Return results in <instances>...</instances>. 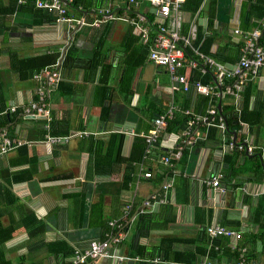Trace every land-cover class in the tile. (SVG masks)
I'll return each instance as SVG.
<instances>
[{
    "label": "crops",
    "instance_id": "crops-1",
    "mask_svg": "<svg viewBox=\"0 0 264 264\" xmlns=\"http://www.w3.org/2000/svg\"><path fill=\"white\" fill-rule=\"evenodd\" d=\"M28 1L20 5L17 0H0V125L23 143L0 160V264H71L72 257L62 258L65 245L61 243L74 249L92 240H104L109 220L123 216L128 204L134 206V219L143 202L152 193H159L161 183L167 179L172 186L162 197L165 201L147 211L159 214L165 205L172 204L176 222L141 238L142 255L136 245L132 246L138 240L134 239L135 228L131 225L123 231L120 242L113 245V257L88 264H152L154 259H160L161 264H228L229 256L223 254V248H212L210 243L198 262H176L156 255L159 249H192V242L184 240L197 236L200 225L195 219L199 208L212 211L211 224L240 233L242 238L257 236L259 255L249 261L264 264V177L258 180L240 174L224 182L223 174L218 186L208 185L206 180L212 175L220 170L223 173L227 153L223 145L203 144L208 128L202 129L204 137L185 150L174 166V175H167L163 182L140 177L127 181L126 163L111 161L117 138L123 137L120 156L128 160L135 139L148 133L154 118L148 117L147 107L158 113L167 112L171 104L186 109L181 101L185 93L173 91L166 70L148 58L155 30L148 50L138 25L122 18L139 16L147 27L164 23L171 31L194 40L198 34L211 33L212 15L217 33L212 51L228 50L232 59L238 55L233 32L243 29L241 14L250 1L206 0L201 13L191 15L182 9L164 21L154 15L146 1L130 14L127 0H82L84 12H74L72 8L70 16L97 22L92 26L56 22ZM102 10H109L116 18L105 19L99 15ZM54 62L59 64L61 76L49 99L50 120L27 116L24 110L37 96L38 82L33 76L51 68ZM244 89L240 108L245 96L253 113L250 119L258 122L254 129L249 126V143L256 146L264 164V68ZM198 96L202 95L192 96L188 109L203 114L211 104L199 109ZM227 103H232V98ZM217 104L221 111L222 104ZM12 107H16L14 112ZM78 131L91 135L74 137L61 145L43 142L47 134L66 136ZM165 133L179 132L168 131L167 127ZM159 148L147 154L142 164H133L138 175L142 168L151 171L153 177V172L161 177L160 170L168 169L160 163L166 148ZM96 149L101 154V167L106 169L101 173L91 161ZM186 183L187 189L183 187ZM160 214V218L165 217ZM10 229L13 232L6 236ZM170 238L183 241L170 244ZM239 241H228L230 252L238 249ZM213 251L220 253L219 258L211 259ZM244 254L247 256V250Z\"/></svg>",
    "mask_w": 264,
    "mask_h": 264
},
{
    "label": "built area",
    "instance_id": "built-area-1",
    "mask_svg": "<svg viewBox=\"0 0 264 264\" xmlns=\"http://www.w3.org/2000/svg\"><path fill=\"white\" fill-rule=\"evenodd\" d=\"M144 1L150 4L155 16L165 21L172 13L181 11L186 0H127L128 9L132 6L138 7ZM18 3L20 5L25 4L27 0H18ZM72 3L73 0H34V5L37 9L56 17L58 22H66L78 26L96 25L97 22L90 23L85 17L75 18L70 16ZM99 15L104 16L105 19L116 18L111 15L109 10L99 11ZM122 19L138 25L141 38L143 42L148 45L153 37L154 32L152 33V31L155 30L154 45L151 47L148 58L151 63L166 70L170 76L173 91L186 93L192 90L196 94L212 97L216 100V104L212 102L211 106L203 114L195 113L191 109H180L177 105L171 104L166 114L155 117L148 133L141 136L146 144L144 158L152 150L165 147L167 153L161 155L160 163L170 169L168 175L171 177L174 175V166L176 162L183 158L185 150L195 145L197 141L204 137L202 129L217 127L223 134L222 139L225 142L227 122L222 116L221 111H219L217 101L222 103L223 99L227 96L232 97V103L235 106L239 119L238 133L240 135H247L243 140V144L247 147V153H251L254 146L249 143V126L246 122L240 120L241 109L238 103L241 99L240 93L243 91L245 85L259 76L260 70L264 68V45L261 44L264 18L260 22V27L254 30H234V38L237 42L242 41L243 47L241 49L240 59L235 64L231 65L218 63L213 58L201 53L198 48L193 47V39L181 35L177 31H171L164 23L147 27L143 26L142 23L145 20L142 22V18L139 20V16L135 19L129 17ZM188 49H191L195 57L198 56L203 60V66L200 68V73L202 75H205L208 71L214 73V78L216 79L213 82L214 84L192 81V74L199 68V63L195 58L189 56ZM60 76L59 64H55L51 68L46 67L35 73L34 79L39 82L36 92L39 100L32 101V103L25 108L24 112L27 116H44L46 119L50 120L49 104L45 103L44 99L47 93L51 92L58 84ZM227 80L233 81L227 83ZM15 109L16 107H12V112H14ZM178 112L188 118L187 127L178 134L165 133L169 122L174 119L175 114ZM89 135H91V133L87 131L75 132L66 136L47 134L43 142L47 145H61L68 143L74 137L83 138ZM163 136L167 139H163ZM21 145H23L21 141L12 139L9 137L8 131L0 127V160ZM222 145L226 150L233 149L234 147V144L231 142L229 145H227L226 142ZM242 148L243 146L240 147V149ZM139 177L151 179L153 174L151 171H145L141 168ZM222 178L223 173L220 170L218 174L212 175L210 179L206 180V183L210 186H218L219 180ZM171 182L172 181L167 179L164 183H161V191L159 193H152V195L143 202L137 214L146 213L147 208H152L155 203L164 202L165 199L162 197H166L168 190H170L172 186ZM134 211L133 204H128L121 219L111 221L110 225L112 227L121 228V225H118V223L127 222L128 218H133L132 213ZM207 232L211 238L220 236H227L230 239L236 240L242 238L240 233L227 230L215 224L208 227ZM106 236H108V238L104 241L92 240L85 247H75L74 255L70 259L71 264H88L90 261H98L100 259L113 257L111 254L112 247L120 242L123 233L119 232L116 235L110 233L106 234ZM245 251L246 249L242 251L239 261L233 264H259L257 262L248 261L245 258ZM161 263L162 261L160 259H154L152 261V264Z\"/></svg>",
    "mask_w": 264,
    "mask_h": 264
},
{
    "label": "trees",
    "instance_id": "trees-1",
    "mask_svg": "<svg viewBox=\"0 0 264 264\" xmlns=\"http://www.w3.org/2000/svg\"><path fill=\"white\" fill-rule=\"evenodd\" d=\"M206 0H186L185 4L183 6V10L191 15H195L197 13H201L202 8H203V4L205 3ZM212 1V0H211ZM250 3L247 4L246 6L243 7L242 10V14H241V23H243V31H248V30H254L255 28L260 27V22L263 20L264 18V0H249ZM18 2V0H17ZM29 5L32 7H35L34 5V0H29L28 1ZM82 0H73V3L71 5V9L73 8L74 12H84L81 5H82ZM83 6V5H82ZM36 8V7H35ZM134 7H129V11L130 14H134L135 10L133 9ZM133 9V10H132ZM39 11H42L40 9H38ZM42 13L47 16L52 18V20L57 21L56 17L51 16L49 14H47V12L42 11ZM132 16V15H131ZM136 17V16H135ZM131 18V17H130ZM150 21H152V17H148ZM214 18H212V15L209 19V30L211 31L210 34H198L197 35V39L194 38L193 40V47H196L200 50L201 53L213 58L216 62L221 63V64H225V65H231V64H235L241 57V49L243 47V42L242 41H238L237 44H235V49L238 50V55L236 58H229L228 55V50L223 51L221 48L216 49L215 51H212V45L217 37V33L214 31ZM200 30V29H199ZM261 44L264 45V28H262V38H261ZM148 50V44H144ZM229 47V46H227ZM188 53L189 56L191 58H195L198 63H199V68L196 69L193 74H192V81H201L202 83H213L216 79L214 78V73L211 71H208L205 75H202L200 73V68L201 66H203V60H201L198 56L195 57V55L192 53L191 49H188ZM150 51H148V56H149ZM228 55V57H227ZM56 62L53 63V65H55ZM52 65V66H53ZM263 69V68H262ZM261 69V70H262ZM260 70V71H261ZM34 78V76H33ZM35 80V79H34ZM37 81V80H35ZM233 80H227V83H230ZM38 82V81H37ZM214 84V83H213ZM247 85V84H246ZM245 85V86H246ZM37 86H39V82L37 84ZM245 88V87H244ZM54 89L51 90L54 91ZM244 90L240 93V96L243 97L244 94ZM51 92L47 93L46 98L44 99L45 103L49 104V99L51 96ZM184 94V93H183ZM195 93L192 90H189L188 92H186L182 97V102L184 104V108L188 109L189 107H191L192 104V96ZM232 97L227 96L223 99L222 101V106H221V113L222 116L225 118L226 122H227V131H226V135H225V142L227 145L230 144V142L232 144H234L233 149H228L225 159H224V167H223V174H224V182H228L230 179H232L233 177H236L240 174L242 175H250L252 176V178H258V180L262 177H264V164H263V160H262V156L261 153L259 151H257L256 146H254L253 151L251 153H247L246 151V145L243 144V140L247 137V135H240L238 133L239 131V119H238V114L236 112L235 106L233 103H227L228 100H231ZM178 99V98H177ZM36 100H39V97L36 96ZM241 100V99H240ZM216 101L215 98L212 97H205V96H198V100H197V106L200 108H205L206 106H209L210 104H212V102ZM239 107L240 105V101L238 103ZM241 109V118L240 120H243L244 122L247 123L248 126L252 127V129H254V126H258V122L256 123L253 122L250 119V115H252L253 113L250 114L249 108H248V101L245 99H243L242 102V108ZM147 115L148 117L152 119L160 116V115H164L166 114V111L163 113L162 112H156L151 106H149V108L147 107ZM256 113V112H255ZM187 117L182 115V114H176L174 116V119L171 120L169 122L168 125V131H176V132H180L182 130L185 129L186 125H187ZM153 123V122H152ZM54 125V124H53ZM0 127H2L0 125ZM54 128V126H53ZM206 129V128H205ZM208 138L206 140L205 145H211L210 143H214L216 146H220L223 143H225L223 141V134L221 133V131L217 128V127H211L208 128ZM251 131V130H250ZM250 131H248V138L250 137ZM253 131V130H252ZM239 134V135H238ZM9 137H11L12 139H14L9 133H8ZM238 136H241L242 139ZM238 137V138H237ZM16 140V139H14ZM18 141V140H17ZM135 143L133 144V150L131 153V156L128 160H125L124 157L120 156V150L123 147V137L117 138V141L114 143L115 144V153L113 155V159L111 160L114 164V160L116 163L121 162V163H126L127 165V170H125V174L124 177L127 181H136V179H139V175L138 173H136L138 168H134L133 164L136 163L137 164H142L144 158V154H145V150H146V144H145V140L142 138H136ZM223 142V143H222ZM243 146L242 149H240V147ZM20 147V146H19ZM97 152L92 153L91 155V161L94 162V168L97 170L98 173L104 172L106 169H104V167H101V159L98 160V156L99 155V149H96ZM13 152V151H12ZM137 152V154H136ZM11 153V152H10ZM9 153V154H10ZM8 154V155H9ZM106 155H103V161L106 158ZM7 156V155H6ZM5 157V156H4ZM3 157V158H4ZM99 161H100V165H99ZM101 168V169H100ZM110 169V167L108 168ZM170 169H162L160 170V175L161 177L158 175L157 172H153L154 177L150 179V181H161L163 182L164 178L168 175ZM158 176V177H157ZM183 187H186L187 189V183L186 186L184 185ZM188 192V191H186ZM175 207L172 204H167L165 205L160 213H163V215H165V217L160 218L159 214L156 213H151V212H146V213H139L134 219L133 218H128L127 222H122V223H118V225H121V228H117V227H112L110 225L111 221L114 220H120L122 217V214L119 218L117 219H111L108 221L107 225H108V230L106 231V234H118L119 232L126 231V229L131 226L134 225V230H135V235H134V239L138 240L136 242L133 241V245L132 246H137V249L139 250V253L142 255L144 254L142 252V248L139 245V240L141 238H146L149 236L150 232L152 230H164L166 228H168V226L170 224H173L176 222V215H175ZM258 214V213H257ZM135 215V211L132 213V217ZM197 218L195 219V222L198 223L200 225V229L198 230L197 236L195 239H190V240H184L187 243H191V248L192 249H187L184 251H179V252H174V251H170V250H165L162 251L159 249V251L156 252V255H158V257L165 259V260H174L176 262H187V263H193V262H198L200 261V259L203 258V256L207 253V246L208 244H212V248H214L216 245H219V248L222 247L223 248V254L229 256V262L228 264H233L239 261L240 259V255L242 253V251L244 249L247 250V256L245 255V257L247 258V260H253V258H258L259 252L257 251V241L256 238H258L257 236H248L244 238H241L239 241V246L237 247L238 249L236 251H234V253L230 252V249L228 248L227 244L228 241L230 240V238H228L227 236H220V237H215V238H211L207 232L208 227H210L212 224L211 222L213 221V213L211 210L208 211V209L206 208H199L196 212ZM133 219V220H132ZM132 220V221H131ZM1 221V220H0ZM1 223V222H0ZM1 224H0V229L1 228ZM238 226H236L235 228H238ZM6 231V229H5ZM13 232V229L7 230L6 232V236H9L11 233ZM30 235L32 236L33 233L32 231H30ZM106 236V235H105ZM263 237V234L261 236V238ZM108 238V236L105 237L104 240H106ZM102 240V241H104ZM183 240H176L175 238H170V240H168V242L171 243H176V242H180ZM61 243V242H59ZM166 242H163V244H165ZM63 245H65V249L64 252L62 254V258H70L74 255V249L73 248H67V244L66 243H61ZM194 246V247H193ZM262 253L264 254V248L262 250ZM219 252L213 251V253L211 254V259H216L219 258ZM257 261V260H256ZM260 262V261H258ZM257 262V263H258ZM142 264V263H141Z\"/></svg>",
    "mask_w": 264,
    "mask_h": 264
},
{
    "label": "water",
    "instance_id": "water-1",
    "mask_svg": "<svg viewBox=\"0 0 264 264\" xmlns=\"http://www.w3.org/2000/svg\"><path fill=\"white\" fill-rule=\"evenodd\" d=\"M219 108H220V105H219Z\"/></svg>",
    "mask_w": 264,
    "mask_h": 264
},
{
    "label": "rangeland",
    "instance_id": "rangeland-1",
    "mask_svg": "<svg viewBox=\"0 0 264 264\" xmlns=\"http://www.w3.org/2000/svg\"><path fill=\"white\" fill-rule=\"evenodd\" d=\"M78 132H80V131H78Z\"/></svg>",
    "mask_w": 264,
    "mask_h": 264
}]
</instances>
